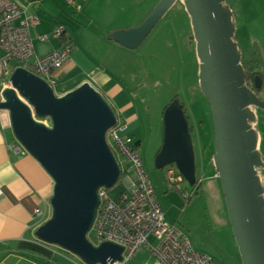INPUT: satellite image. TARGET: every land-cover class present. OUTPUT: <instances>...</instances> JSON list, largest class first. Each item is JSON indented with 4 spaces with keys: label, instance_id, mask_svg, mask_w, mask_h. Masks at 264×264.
<instances>
[{
    "label": "water",
    "instance_id": "water-1",
    "mask_svg": "<svg viewBox=\"0 0 264 264\" xmlns=\"http://www.w3.org/2000/svg\"><path fill=\"white\" fill-rule=\"evenodd\" d=\"M176 0H159L143 21L114 30L110 37L137 48ZM193 27L200 63L201 88L211 108L215 152L228 215L243 264H264V186L259 136L253 107L264 100L246 85L235 23L226 0H182ZM3 90L0 109L7 110L21 147L33 155L54 185L51 214L35 230L38 239L77 255L86 264H115L123 246L95 245L88 238L99 206L100 187L111 188L121 169L107 140L118 121L105 95L89 82L62 95L54 83L18 66ZM48 118L51 126L37 118ZM155 163L175 165L182 180L196 183L195 153L187 115L180 101L163 110V141ZM156 264V263H152Z\"/></svg>",
    "mask_w": 264,
    "mask_h": 264
},
{
    "label": "rangeland",
    "instance_id": "rangeland-1",
    "mask_svg": "<svg viewBox=\"0 0 264 264\" xmlns=\"http://www.w3.org/2000/svg\"><path fill=\"white\" fill-rule=\"evenodd\" d=\"M228 1L233 9L241 62L254 65L253 60H258L264 83V0H256L259 4L258 10L254 8L256 12H249L247 7L253 0ZM156 2L148 8H137L133 17L120 25L130 24V27H134L140 24ZM178 2L172 4L137 48H131L129 53L113 52L109 66H112L114 77L137 94L135 102L141 124L134 134L142 140L143 165L167 219L181 227L188 234L192 245L208 253L215 264H243L228 215L221 180L218 173L215 175V132L210 103L201 88L200 63L191 18L185 6L182 7ZM61 5L71 8L66 0L57 3V7ZM68 13L73 16L71 12ZM256 13L253 19L244 20L245 17H253ZM174 97L184 103L185 114L192 128L196 177L202 181L198 193L187 180H169L166 172L168 166L158 168L155 163L156 154L163 141V110ZM260 97L264 100V90L260 92ZM253 110L261 158L257 170L264 186V108L253 107ZM126 190L124 178L107 188L112 199H116ZM189 196L190 199L187 200ZM149 241L156 242V237L150 236ZM68 253L72 255L66 256L68 259L83 262L77 255L69 251ZM143 253L144 251L139 252L131 264H140Z\"/></svg>",
    "mask_w": 264,
    "mask_h": 264
},
{
    "label": "crops",
    "instance_id": "crops-1",
    "mask_svg": "<svg viewBox=\"0 0 264 264\" xmlns=\"http://www.w3.org/2000/svg\"><path fill=\"white\" fill-rule=\"evenodd\" d=\"M14 1L23 14L40 17V22L32 25L29 31L36 55L48 54L60 48L64 42L72 46L69 58L51 74V79L56 84V94L62 95L84 82L92 84L109 100L118 119L129 125L135 141H139L138 148L141 152L142 140L134 134L141 124L135 102L137 94L117 80L111 71L112 66H109L113 52L129 53L132 49L114 41L110 35L114 30L130 28V24H120L129 21L137 8H148L157 0H79L81 9L73 4H70V9L62 5L57 7L60 0ZM136 1L139 2L138 5ZM176 1L184 6L182 0ZM258 6V2L253 0L247 7L251 12L255 11L254 8L258 10ZM257 13L244 20L253 19ZM262 17L264 19L263 15ZM60 24L65 28V36L55 37L53 32ZM46 34L49 35L48 38H41ZM16 145L19 143L11 127L10 114L7 110L0 109V264L83 263L73 258L69 260L67 257L72 255L67 251L36 237V228L51 214L48 200L54 182L40 162L26 149L15 152L13 147ZM37 207L47 208L45 220L35 213ZM141 251L144 253L140 257V264L155 263L147 247L139 250L133 260Z\"/></svg>",
    "mask_w": 264,
    "mask_h": 264
},
{
    "label": "built area",
    "instance_id": "built-area-1",
    "mask_svg": "<svg viewBox=\"0 0 264 264\" xmlns=\"http://www.w3.org/2000/svg\"><path fill=\"white\" fill-rule=\"evenodd\" d=\"M66 1L81 9L79 0ZM39 22V16L23 14L16 1L0 0V101L4 100L3 90L12 86L10 76L16 67L31 68V71L53 83L52 72L70 56V43H64L43 56L35 54L29 31L32 25ZM64 30L63 25H57L53 34L60 37ZM48 36L42 35L41 38L46 39ZM41 121L51 126L49 119ZM107 140L117 157L121 169L120 178H124L127 190L112 199L107 187L99 188L100 202L88 233L93 244L112 241L123 246V259L115 264H129L143 247L149 249L156 264H213L214 259L208 253L196 249L188 234L167 219L129 125L118 120L108 130ZM13 149L19 153L23 147L16 145ZM167 166L169 180H182L175 165ZM35 213L45 220L47 208L37 207ZM151 235L156 237V243L149 241Z\"/></svg>",
    "mask_w": 264,
    "mask_h": 264
},
{
    "label": "trees",
    "instance_id": "trees-1",
    "mask_svg": "<svg viewBox=\"0 0 264 264\" xmlns=\"http://www.w3.org/2000/svg\"><path fill=\"white\" fill-rule=\"evenodd\" d=\"M226 3L229 5V7L231 8L229 1L226 0ZM232 9V8H231ZM234 18V17H233ZM61 36H65V34L63 33ZM237 39V37L235 36V40ZM67 41V40H65ZM237 41V40H236ZM65 43V42H64ZM63 43V44H64ZM253 62L255 63L254 65H249L246 62H242L243 67H244V73H245V80H246V85L253 90L255 93H257V95L260 97V92L262 90H264V83H263V72L260 69V66H258V60H253ZM30 70H32L31 68H29ZM173 101H179L178 99H176L175 97L172 99L171 102ZM170 102V103H171ZM170 103H168L166 106H168ZM183 105V108L185 110L186 113V107L184 105L183 102H181ZM165 106V107H166ZM190 126V125H189ZM192 132V128L190 127V133ZM139 141H135V145L138 147ZM121 179V178H120ZM191 187H193V189L196 191V193H198L200 191V188L202 187V181L200 180V178L196 179V183L194 185H192ZM34 211V208H33ZM66 251V250H65ZM68 252V251H67Z\"/></svg>",
    "mask_w": 264,
    "mask_h": 264
},
{
    "label": "clouds",
    "instance_id": "clouds-1",
    "mask_svg": "<svg viewBox=\"0 0 264 264\" xmlns=\"http://www.w3.org/2000/svg\"><path fill=\"white\" fill-rule=\"evenodd\" d=\"M37 118V117H36ZM37 119H39V120H42V119H45V118H37ZM48 119V118H47ZM119 120V119H118Z\"/></svg>",
    "mask_w": 264,
    "mask_h": 264
}]
</instances>
